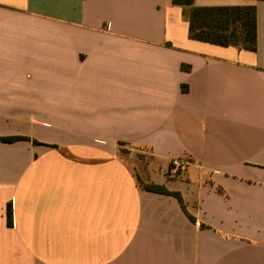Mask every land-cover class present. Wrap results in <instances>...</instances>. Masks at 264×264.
Wrapping results in <instances>:
<instances>
[{
	"label": "crops",
	"instance_id": "crops-1",
	"mask_svg": "<svg viewBox=\"0 0 264 264\" xmlns=\"http://www.w3.org/2000/svg\"><path fill=\"white\" fill-rule=\"evenodd\" d=\"M194 6H256L257 50L172 0H0V137L29 139L0 141V264H264V1Z\"/></svg>",
	"mask_w": 264,
	"mask_h": 264
},
{
	"label": "trees",
	"instance_id": "trees-1",
	"mask_svg": "<svg viewBox=\"0 0 264 264\" xmlns=\"http://www.w3.org/2000/svg\"><path fill=\"white\" fill-rule=\"evenodd\" d=\"M174 4L188 7L186 16L189 21V37L192 40L222 47H236L240 50L255 52L258 40V21L256 6H194V0H172ZM264 1V0H259ZM184 90L185 87H183ZM29 140L23 137H0L5 143ZM36 145H44L34 142ZM146 191L172 196L184 208L179 193L170 192L158 185H144ZM9 225L13 223V211L7 210Z\"/></svg>",
	"mask_w": 264,
	"mask_h": 264
},
{
	"label": "built area",
	"instance_id": "built-area-1",
	"mask_svg": "<svg viewBox=\"0 0 264 264\" xmlns=\"http://www.w3.org/2000/svg\"><path fill=\"white\" fill-rule=\"evenodd\" d=\"M187 169V164L181 159H174L171 164L170 175L178 176L182 175Z\"/></svg>",
	"mask_w": 264,
	"mask_h": 264
}]
</instances>
